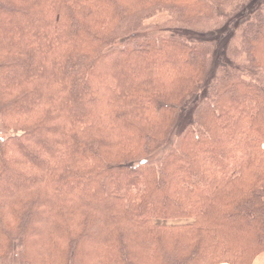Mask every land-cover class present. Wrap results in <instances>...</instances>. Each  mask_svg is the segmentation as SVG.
<instances>
[{
	"label": "trees",
	"instance_id": "16d2710c",
	"mask_svg": "<svg viewBox=\"0 0 264 264\" xmlns=\"http://www.w3.org/2000/svg\"><path fill=\"white\" fill-rule=\"evenodd\" d=\"M259 253L264 0H0V264Z\"/></svg>",
	"mask_w": 264,
	"mask_h": 264
},
{
	"label": "rangeland",
	"instance_id": "374dc122",
	"mask_svg": "<svg viewBox=\"0 0 264 264\" xmlns=\"http://www.w3.org/2000/svg\"><path fill=\"white\" fill-rule=\"evenodd\" d=\"M166 17H167V13L165 11H161V12L157 13L155 16L147 19L145 21L146 24L149 25L147 33L148 34H161V33L173 31L172 29L167 28L166 26H164ZM189 38H194L195 39V38H197V36L191 35V37H189ZM110 59H112V58H108V60H110ZM188 113L189 112H186L182 117H185ZM163 150H161V151H163ZM156 158H158V156L154 157V159H156ZM168 223L169 224H181V223H184V221H171V222H168Z\"/></svg>",
	"mask_w": 264,
	"mask_h": 264
},
{
	"label": "crops",
	"instance_id": "0c3cea01",
	"mask_svg": "<svg viewBox=\"0 0 264 264\" xmlns=\"http://www.w3.org/2000/svg\"><path fill=\"white\" fill-rule=\"evenodd\" d=\"M220 264H228V263H220ZM252 264H264V253L257 254L253 259Z\"/></svg>",
	"mask_w": 264,
	"mask_h": 264
}]
</instances>
